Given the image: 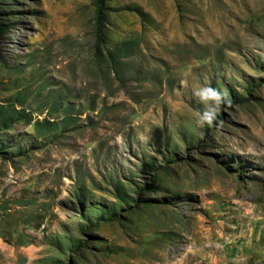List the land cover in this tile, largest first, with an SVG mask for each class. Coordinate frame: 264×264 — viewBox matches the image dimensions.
Wrapping results in <instances>:
<instances>
[{
	"label": "rangeland",
	"instance_id": "374dc122",
	"mask_svg": "<svg viewBox=\"0 0 264 264\" xmlns=\"http://www.w3.org/2000/svg\"><path fill=\"white\" fill-rule=\"evenodd\" d=\"M95 3L0 0V264H264V0Z\"/></svg>",
	"mask_w": 264,
	"mask_h": 264
},
{
	"label": "clouds",
	"instance_id": "9594fccd",
	"mask_svg": "<svg viewBox=\"0 0 264 264\" xmlns=\"http://www.w3.org/2000/svg\"><path fill=\"white\" fill-rule=\"evenodd\" d=\"M194 95L199 101L206 105L203 115L200 116L198 123L203 126L207 124L209 127L214 126L220 105L225 101V93L212 86H202L194 90ZM215 105V107H211Z\"/></svg>",
	"mask_w": 264,
	"mask_h": 264
},
{
	"label": "trees",
	"instance_id": "16d2710c",
	"mask_svg": "<svg viewBox=\"0 0 264 264\" xmlns=\"http://www.w3.org/2000/svg\"><path fill=\"white\" fill-rule=\"evenodd\" d=\"M95 5L97 9V25L100 28L104 23L106 0H96Z\"/></svg>",
	"mask_w": 264,
	"mask_h": 264
}]
</instances>
